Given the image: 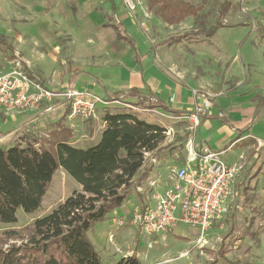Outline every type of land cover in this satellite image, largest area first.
Instances as JSON below:
<instances>
[{"label":"rangeland","instance_id":"rangeland-1","mask_svg":"<svg viewBox=\"0 0 264 264\" xmlns=\"http://www.w3.org/2000/svg\"><path fill=\"white\" fill-rule=\"evenodd\" d=\"M187 1L202 3V0ZM232 1L234 6L225 19L226 27L212 38H206L191 34L198 25L196 19L168 26L150 13V16L143 19V15L135 21L124 9L122 0H0V37L5 38L0 41L1 70L17 60L31 77L51 89L67 86L102 97L104 90L98 80L110 84L116 78V71L109 67H121L126 58L124 44L116 37V25L120 21L137 46L144 47L147 42L153 45L154 56L160 58L166 72L185 84L193 98L200 100L180 116L148 109L140 102L114 101L103 106L101 119L107 110L125 109L169 127L171 133L160 143L162 149L151 154L152 157L172 156L175 162L165 160L172 163L169 171L183 163L190 143L196 150L204 149V144L217 149L227 163L237 168L228 210L204 234L180 224L176 232L142 235L132 224L136 208L142 205L138 187L133 188L130 195L135 201L129 198L120 209L124 211L133 202L127 214L119 215L124 224L119 226L118 235L114 233L111 218L88 232L89 239L107 264H113L115 255L119 258L134 253L142 264H264V128L259 124L255 131L251 128L242 136L226 141L220 122L210 126L211 132L207 131L209 127L202 126L203 116L220 114L230 122L238 121L242 129L250 122L253 104L256 105L252 98L264 96V0ZM220 2L208 0L206 26L214 23ZM185 34L191 38L182 39ZM176 37H181V41H174ZM75 72L80 74L72 84ZM93 84L98 88L94 89ZM101 90L103 93H98ZM172 101H176L175 96ZM198 109L204 112L198 115L195 124L191 117ZM57 117L40 128L29 126L30 131H25L21 137H28L29 133L31 138L47 143L50 133L58 129L60 120L57 121ZM19 118L8 116L4 120L0 116V137L7 134L1 129L13 128ZM260 119H264V109ZM84 122L87 130L70 126L71 142L78 147L94 143L87 140V132L94 120ZM95 123L99 125L100 121ZM16 141L17 138L7 146ZM147 159L151 161V156ZM167 170L168 178L162 182L170 185L172 179ZM78 187L73 178L59 169L40 209L34 213L19 209L16 223L0 222V251L28 244L34 221L50 213Z\"/></svg>","mask_w":264,"mask_h":264},{"label":"trees","instance_id":"trees-1","mask_svg":"<svg viewBox=\"0 0 264 264\" xmlns=\"http://www.w3.org/2000/svg\"><path fill=\"white\" fill-rule=\"evenodd\" d=\"M146 1L149 12L168 26L196 19L198 25L191 34L206 38H212L218 30L226 27L225 19L234 6L232 0H221L214 23L206 26L208 0H202L201 4L187 0ZM116 27L118 37L134 46L132 38L120 33L119 25ZM179 38L174 41L180 42ZM183 38L191 37L185 34ZM4 39L0 37V41ZM79 74H72V84ZM98 82L110 102L135 98L140 103H147L149 109L161 108L174 116L183 113L171 109L153 94H145L136 88L111 92L101 80ZM252 100L256 102L255 115L250 125L238 131L239 136L260 121L264 96L256 95ZM68 113L66 108L58 129L50 133L47 143L31 138L27 133L28 137H21L13 145L0 146V222L16 223L19 209L26 213L40 209L59 169H63L81 187L50 213L34 221L28 244L0 251V264H107L89 239L88 232L122 207L131 196V190L148 178L152 166L145 167V153L160 151V143L168 131L160 124L141 118L134 111L107 110L102 115L105 126L101 138L90 146L78 147L72 144V130L65 125ZM140 195L143 204L145 196ZM115 264L142 262L138 256L127 255Z\"/></svg>","mask_w":264,"mask_h":264},{"label":"built area","instance_id":"built-area-1","mask_svg":"<svg viewBox=\"0 0 264 264\" xmlns=\"http://www.w3.org/2000/svg\"><path fill=\"white\" fill-rule=\"evenodd\" d=\"M127 12L135 21L140 16L148 17L146 0H122ZM141 11V12H140ZM110 101L88 90L80 91L71 87L51 89L31 77L20 61H13L4 70L0 69V112L25 113L46 104H61L68 108L67 116L71 127L76 120H97L100 105ZM204 112L198 109L192 115L195 124L198 115ZM167 131L166 135H170ZM185 162L170 168L172 184L159 191H151L141 207H137L132 216V224L138 227L142 235L169 234L180 224L199 230L204 234L221 219L233 197L234 178L237 168L225 161L222 152L194 149L188 145ZM151 154L145 153L147 157ZM152 163L156 159L152 157ZM155 186L154 183L150 184ZM138 191L145 193L139 186ZM119 219L118 225L123 226ZM114 237V235L112 234Z\"/></svg>","mask_w":264,"mask_h":264},{"label":"crops","instance_id":"crops-1","mask_svg":"<svg viewBox=\"0 0 264 264\" xmlns=\"http://www.w3.org/2000/svg\"><path fill=\"white\" fill-rule=\"evenodd\" d=\"M122 5H123V2H122ZM123 7H124V5H123ZM124 9L126 10L125 7H124ZM128 15H130V14L128 13ZM144 18L145 17H143V19ZM117 22L122 27V28H119L118 31H120V33H125L126 35L131 37V35L128 34L127 29L123 28L122 22H120V21H117ZM116 37L121 42H123L122 44H124V47H122V48L126 49L125 50L126 58L123 59V63H122L121 67H117V66L116 67H109V68H113V70L116 71V72H114L116 75V78H114L113 81L110 82V84H105L106 81L101 79L104 86L109 91H111V92H125V91L132 89V88H136L145 94H153L155 97L160 98L163 101H165V103L171 109L180 110L182 112L188 110L191 105H193L196 101L200 100L199 97L193 98L191 90L188 89V87L185 84H182V82L177 81L176 79H174L172 76H170L166 72V69L162 66V63L159 60L160 58L157 59L154 56L156 51L153 48V45H151L149 42H147L144 47L137 46L134 43L133 38L131 37L132 41L134 43V46H133L129 41L124 40V39H120L118 37L117 30H116ZM112 50L115 51V48H113ZM111 53H113V52L111 51ZM93 87H94V89L98 88L94 84H93ZM98 93H103V92L101 90ZM103 95L104 96H102V97L108 99V96L105 94V92L103 93ZM174 96H175L176 101H172V97H174ZM133 99H135V98L127 99V102H130L132 104L134 102L138 103L137 99H135L137 101H133ZM251 101L253 103H256L253 100H251ZM144 105L147 106V103H145ZM103 106H106V105H100L99 106L98 119L94 120L93 124L91 123L92 125H90V129L88 127L89 131L87 133L89 135V139H87V140L89 142L91 141V142L96 143L101 138L102 131H103L104 126H105L102 119H101V115H100V111L102 110V108H104ZM147 107H149V106H147ZM253 107H254L255 111H254V109H252L251 120H250V122H248L245 125V127H247L248 125L251 124L252 119L255 115L256 105L253 104ZM150 109H157V110L164 111L161 108H150ZM65 111H66V108L64 105L46 104V105H42L38 109L27 111L25 113L12 112L10 114H5V113L0 112V116H2L4 120H6L8 116H19L20 117L17 120V122L15 123V126L13 128L9 129L7 127H4V129H1V130H4L7 134L5 136L0 137V146H7L8 144L13 143L14 140H16V138H17V140H19L21 138V136L24 135L25 131H27V130L30 131L29 126L31 127L33 125H36L39 128L43 127V126H45V124H49L50 122H53L54 119H56L55 118L56 116H58L57 121H59L65 115ZM164 112H166V111H164ZM168 113H170V112H168ZM208 117H219V118L213 119V118H208ZM95 121L96 122L100 121L99 125H97L95 123ZM218 122H220V124L222 125L220 127V129H222V134L226 136V141L229 140L230 138L233 139L235 136L237 138L239 137L238 131H240L241 128H240V125L237 124L238 121L237 122L234 121V123L230 122V120L228 118H226L225 116L223 117L220 114H216V115L210 114V115L203 116L202 126L209 127L207 129V131L211 132L212 127H210V126H212V124L214 125V123H218ZM73 123H74L73 128L78 127L79 130H84V129L87 130V128H86L87 123H85L83 120H76ZM65 124H67L69 127L71 126V123L68 121L67 118H66ZM88 124H90V123H88ZM259 124H262V127L264 128V119H260L259 122L252 125L253 127L251 126L249 129L252 128V130L255 131V127ZM165 127L167 129H169V127H167V126H165ZM244 128H242V129H244ZM241 136H242V134H241ZM208 139H211V138H208ZM222 143H225V141H223ZM213 146H217V145L213 144ZM205 149H210V148L204 144V149H201L199 151H203ZM211 150H213V149H211ZM215 150H217V149H215ZM150 154H152V153H150ZM150 156L152 159V155H150ZM164 156H165L164 158H163V156L162 157H153L154 159H156L155 165H152V162L148 159H147V162L145 163V167L152 166L150 175L143 182V184L140 185L141 187L144 188V191H145V193L140 192V194L142 193V195L145 196V199H146L147 195L151 193V191H159V190H162L163 188H165L167 185H169L168 182H166V183L162 182L163 181L162 179L168 178V176L166 175V170L168 169L167 172H169V167L171 166L170 165L171 162L166 163L165 160H168V161L172 160L173 162H175V161H174V158L170 155H167V156L164 155ZM186 157H187V155H186ZM186 157L184 158L183 163L185 162ZM182 164H180V165H182ZM177 166H179V165H177ZM151 183H154L155 186H151L150 185ZM77 189H81V187L79 186ZM146 193H148V194H146ZM129 198H133V195H131ZM129 198L124 202L122 207L117 209V210H119V213L117 210H115V212L110 214L111 216L109 215L110 217L108 216V219L111 218L112 220H114V227H115L114 233H116V235H118L119 231H120V228L118 225V219L120 218L119 215L127 214L128 209L132 208L133 202L131 203V206L129 208H125L124 211L120 210L123 207H125V205L129 202ZM133 201H135L134 198H133ZM114 215H115V217H114ZM176 229L174 232H176ZM94 246H95V248H97L96 245H94ZM97 251L99 252V250H97ZM99 254H100V252H99ZM115 256L113 257L115 259L113 261V264H115L118 260H120V258L124 257V255L120 256L119 258H116Z\"/></svg>","mask_w":264,"mask_h":264},{"label":"water","instance_id":"water-1","mask_svg":"<svg viewBox=\"0 0 264 264\" xmlns=\"http://www.w3.org/2000/svg\"><path fill=\"white\" fill-rule=\"evenodd\" d=\"M133 255L137 256V253H134Z\"/></svg>","mask_w":264,"mask_h":264}]
</instances>
